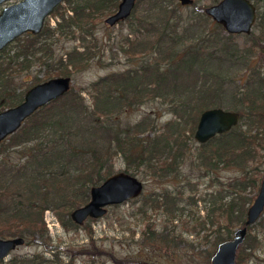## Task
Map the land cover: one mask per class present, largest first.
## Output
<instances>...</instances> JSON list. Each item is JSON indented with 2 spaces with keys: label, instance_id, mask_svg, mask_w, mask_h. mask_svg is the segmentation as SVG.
<instances>
[{
  "label": "trees",
  "instance_id": "16d2710c",
  "mask_svg": "<svg viewBox=\"0 0 264 264\" xmlns=\"http://www.w3.org/2000/svg\"><path fill=\"white\" fill-rule=\"evenodd\" d=\"M142 1L146 2V11L139 15L137 11ZM253 2L258 13L260 2ZM116 5L117 0H90L83 4L77 1L71 5L73 13L61 12L56 27L46 24L36 34L26 31L25 38L17 36L21 42L13 53H5L10 42L6 44L0 51V110L22 100L24 95L14 93L6 83L13 80L17 72L31 67V55L42 51L43 55L38 58L43 63L52 58L51 45L39 39L42 34H53L57 30L74 33L73 26L83 29L85 19L93 17V9ZM190 5L182 4L180 0H137L131 14L120 20H130V30L137 37H146L140 62L91 80L81 89L71 85L67 92L40 105L19 128L0 141V148L8 143L7 139L10 140L6 146L22 143L17 152L24 156L10 166H6L3 158L5 166H0V235H22L25 241H37L43 247L31 253H15L8 264H75V254L62 256L57 243L52 242L44 211L48 207L56 210L67 229L81 225L73 220L70 211L86 202L92 184L101 182L114 171L117 153L126 160L124 169L134 174L142 166L162 177L178 173L187 154L193 152L190 141L200 111L211 106L202 96L207 94L210 86L219 87L226 80L235 79L232 72L229 71L228 75L220 65L217 66V60L232 63L241 59L240 62L250 68L249 82L256 80L257 83L252 88L249 85L245 90L241 89L236 98L233 96L235 109L241 112L240 122L230 130L199 142L200 165L208 167L211 178L213 172L222 167L236 166L239 170L238 175L226 181L229 198L217 206L221 213L226 212L228 219L226 222L217 221L213 231L215 245L231 236L237 223L245 222L252 197L242 195V191L247 188L257 191L264 174V76L253 65L256 53L264 52V43L257 41L258 48L250 46L242 50L235 34H225L224 26L208 15L203 6L187 10ZM258 24L264 27V14ZM197 26L201 27L200 33H197ZM77 37L83 48L74 45L63 52L66 59L62 53L59 65L33 83L53 75H70L74 70L90 66L96 56H101L97 53L99 44L92 28H84V33ZM137 37L125 38L128 46L123 48L131 55L136 54L131 45L139 42ZM194 70L211 80L193 78L186 84V80H180V76H187ZM84 89L91 102L83 94ZM156 98L167 105L173 118L162 125L156 124L154 118L121 126L122 111L140 105L146 99ZM163 194L173 199L170 191ZM141 232L143 242L153 247H160L164 242H167L164 246L178 245L168 232H160L156 227L147 226ZM90 237L94 249L91 251L90 248L89 253L95 256L106 253L113 264H161L154 259L120 256L113 250L106 251L98 247L93 234ZM245 238L238 248L236 264L244 262L247 254L255 255L261 237L251 229ZM78 252L86 254L88 251L81 247ZM212 253L211 250L207 254ZM100 260L93 257L90 263L96 264ZM3 261L0 258V264Z\"/></svg>",
  "mask_w": 264,
  "mask_h": 264
},
{
  "label": "rangeland",
  "instance_id": "374dc122",
  "mask_svg": "<svg viewBox=\"0 0 264 264\" xmlns=\"http://www.w3.org/2000/svg\"><path fill=\"white\" fill-rule=\"evenodd\" d=\"M13 1L17 0H7L2 4H9ZM77 1L83 4L90 0H62L46 16L45 25L48 24L51 28L56 27L57 21L61 19V12L65 11L66 15L73 13L71 5ZM119 1L117 0V5ZM213 2L215 0H194L187 10H192L194 7L197 9L201 6L205 7L206 4ZM259 2V16L252 30L249 33H234L237 44L242 47V50L250 46L258 48L257 41L264 43V27L258 24L260 17L264 14V0H259ZM117 5L109 6V8L116 10ZM145 5V1H142L141 5H139L137 11L139 15L145 13ZM2 7L3 5L0 6V9ZM109 8L101 7L97 10L93 9V17L85 19L84 28H92L94 31L99 44L97 53L101 56L99 58L96 56L90 62V66L74 70L70 73L72 76L71 85L75 89H81L82 86H86L91 80L112 73V71L123 70V68L133 65V63H139L142 59L144 53L143 45L146 43L145 35L137 37L134 31L130 30V20L128 19L109 25L105 17L114 11H111ZM197 27V33H200L201 27ZM74 28L75 26L72 29L74 33L68 32L65 34L57 30L53 34H42L39 39L51 45L49 49L53 52L52 58L43 63L38 58L40 54L43 55L42 51H37L36 54L31 55L33 59L31 67L22 72H17L13 76V80L6 83L8 84V88L12 89L14 93L21 92L23 96L29 85L39 77H46L45 74L48 73L49 69L59 65L58 60L63 52L71 49L74 45H79L78 48L80 49L83 48L79 43L80 38L77 36L84 33V28L78 27L75 30ZM223 32L225 34L228 33L225 28H223ZM22 35L25 38V33ZM127 36L131 38L137 37L136 40L139 42H133L132 47L130 46L131 50H134L136 54L131 55V53L123 48V46H128L127 41H125ZM20 42L21 39L16 37L7 45L9 49L5 53H13ZM255 56L257 59H254L253 65H256L255 67H258L261 75L263 74L264 76V52H257ZM63 58L66 59V54H64ZM240 61L241 59L239 61L234 60L232 63L230 60L229 62L224 61L220 63L217 60V66L219 67L220 65L223 69L222 71L228 75L229 71L232 72L231 74H233L235 79H228L219 85V87L210 86L206 91L207 94L202 96V99L206 98V101H209L207 102L209 105H222L230 109L235 108L233 96L236 98L241 89L245 90L249 85L250 88L256 85V80L255 82H249L250 68L245 66V62L242 63ZM70 66L72 65L70 64ZM193 78L199 81L204 79L211 80L209 77L196 74L195 70L187 76H180V80H186L185 84L192 81ZM82 92L87 96V101L91 102L88 92L85 89ZM214 96H216L215 99ZM211 97L213 99L209 100ZM158 99H146L140 105L126 108L120 114L121 126H126L127 123L133 124L136 121H146V119L150 120L154 118L157 122L156 124L162 125L164 121L173 118L174 115L167 110V105L161 103ZM202 99L201 101H203ZM9 140L7 139L6 142L8 143H5V146L3 145L0 148V166H5V163H2L3 158H5L6 166H10V163L17 164V162L24 158V156L21 157V154L17 152L22 143L6 146L9 144ZM190 144L192 146L190 150L193 152L187 154L178 173L173 172L169 176L162 177L161 175H154L148 168L142 166L135 174L144 180L143 191L139 196L129 198L117 204L108 205V209L104 215L87 217L84 222L80 223L81 225L77 227L72 226L67 229L62 225L56 210L52 207L46 208L43 214L44 219L49 228L50 236H52V242L57 243V249L60 250L61 255L65 257L68 254H75L77 256L75 264H93L90 263L93 257H96L98 260L102 259V263L100 260L96 264H113L111 263V258L106 253L104 256L100 254L95 256L93 253H89L90 250L94 249L90 243V236L93 234V237L96 238L95 243L98 244L99 248L106 249V251L113 250L120 256L129 255L140 259H154L161 264H210L211 255L207 253L211 250L215 251L217 246V244L215 245L214 227L217 221L226 222L228 219L226 212L221 213L217 206L229 198L227 196L229 192L226 181L238 175L239 170L236 166L222 167L213 172L214 178L212 177V179L211 171L208 167L200 165L201 159L198 157L199 142L195 138V133ZM125 166V158L121 153H117L114 157L113 172L124 169ZM209 171L210 173H208ZM180 189L183 190L182 193L179 191ZM166 191L171 192L173 199L165 197L163 192ZM255 193L256 191L250 190V188L242 191V195H251L252 200L255 197ZM263 218L264 211L260 214L258 220L253 222L254 224H250L251 228L249 230L251 231L252 229L253 232L259 233L261 238L258 247H255V255L247 254L245 256L246 259L244 258L245 261L241 264H264ZM213 219L214 222H212ZM238 225L240 223H237L234 227L237 228ZM147 226L156 227L160 232H168L169 237L173 239L172 241H177L178 245L164 246L167 243L164 242V245L160 247H153V245L144 243L141 231ZM159 242L162 241L159 240ZM173 242L171 245H173ZM81 247H86L88 252L86 254L79 253L78 250ZM37 249H43L37 241H25L23 244L17 245L14 250L1 259L4 260L3 264H8L9 258L15 253H31ZM46 253L50 254L51 251L46 249Z\"/></svg>",
  "mask_w": 264,
  "mask_h": 264
},
{
  "label": "water",
  "instance_id": "95a60500",
  "mask_svg": "<svg viewBox=\"0 0 264 264\" xmlns=\"http://www.w3.org/2000/svg\"><path fill=\"white\" fill-rule=\"evenodd\" d=\"M0 0V51L25 31L34 34L45 25L46 16L62 0H17L2 4ZM194 0H180L182 4H191ZM137 0H120L116 10L105 17L106 22L114 24L129 16ZM204 11L220 22L227 32L249 33L257 19V6L253 0H217L206 4ZM72 84V76L59 74L38 81L28 87L21 101L0 110V141L14 132L40 105L67 92ZM194 130L198 142L230 130L240 122L241 112L235 108L211 105L200 111ZM264 173V172H263ZM255 197L248 204L246 220L238 225L233 234L220 241L210 257V264H236L239 246L246 239L249 225L258 220L264 211V174L259 182ZM144 180L129 170L120 169L112 172L101 182L90 186V197L85 203L74 207L70 214L77 223L87 217L104 215L108 205L117 204L129 198L139 196L143 191ZM25 242V237L0 235V258L8 255L14 248Z\"/></svg>",
  "mask_w": 264,
  "mask_h": 264
},
{
  "label": "flooded vegetation",
  "instance_id": "af4514ba",
  "mask_svg": "<svg viewBox=\"0 0 264 264\" xmlns=\"http://www.w3.org/2000/svg\"><path fill=\"white\" fill-rule=\"evenodd\" d=\"M6 1H7V0H6ZM4 2H5V1H4ZM4 2H3V3H4ZM25 32H26V31H25ZM25 32H24V33H25ZM30 32H31V31H30Z\"/></svg>",
  "mask_w": 264,
  "mask_h": 264
}]
</instances>
